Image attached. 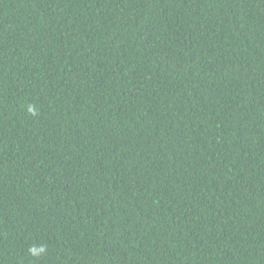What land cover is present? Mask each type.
Wrapping results in <instances>:
<instances>
[{
	"label": "trees",
	"instance_id": "16d2710c",
	"mask_svg": "<svg viewBox=\"0 0 264 264\" xmlns=\"http://www.w3.org/2000/svg\"><path fill=\"white\" fill-rule=\"evenodd\" d=\"M0 264H264V0H0Z\"/></svg>",
	"mask_w": 264,
	"mask_h": 264
}]
</instances>
